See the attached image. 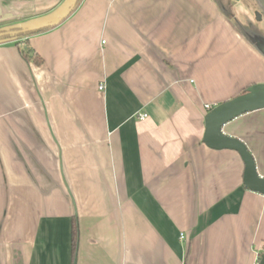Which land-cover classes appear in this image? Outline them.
<instances>
[{
  "label": "crops",
  "instance_id": "1",
  "mask_svg": "<svg viewBox=\"0 0 264 264\" xmlns=\"http://www.w3.org/2000/svg\"><path fill=\"white\" fill-rule=\"evenodd\" d=\"M66 1L0 0V28ZM232 2L80 0L0 40V264L258 263L264 195L202 140L205 105L264 82ZM222 129L264 177V108Z\"/></svg>",
  "mask_w": 264,
  "mask_h": 264
},
{
  "label": "water",
  "instance_id": "2",
  "mask_svg": "<svg viewBox=\"0 0 264 264\" xmlns=\"http://www.w3.org/2000/svg\"><path fill=\"white\" fill-rule=\"evenodd\" d=\"M79 0H67L66 3L58 9L52 16L37 18L0 28V38L7 35L15 36L27 32H35L40 29L53 27L58 24L77 5ZM264 11V0H257ZM259 18V15H257ZM246 34V33H245ZM248 36V35H247ZM251 39V37H250ZM263 41V43H260ZM252 43L264 54V37L251 40ZM264 108V82H257L245 88L239 95L232 97L212 108L206 113L203 143L209 148L217 150L232 149L235 150L244 162L243 184L254 192L264 195V177L256 172L255 160L249 152L246 144L237 138L223 133V125L240 116L241 114L252 112ZM257 264H264V252L260 255Z\"/></svg>",
  "mask_w": 264,
  "mask_h": 264
},
{
  "label": "rangeland",
  "instance_id": "3",
  "mask_svg": "<svg viewBox=\"0 0 264 264\" xmlns=\"http://www.w3.org/2000/svg\"><path fill=\"white\" fill-rule=\"evenodd\" d=\"M234 6H236L235 9V15L236 18L240 19L243 22H251L252 25H247L245 28H243V31H245L246 35H248L249 37H251V40L253 41V39H259L262 38L264 36V11L261 7V5H259V3L255 0V2L253 0H232ZM232 12V11H231ZM258 12L261 15V21H257L255 20V13ZM233 14V13H232ZM13 24H11V22L2 25L1 28L7 27V26H11ZM259 40H256V42ZM260 42V41H259ZM260 43H263V41H261Z\"/></svg>",
  "mask_w": 264,
  "mask_h": 264
},
{
  "label": "trees",
  "instance_id": "4",
  "mask_svg": "<svg viewBox=\"0 0 264 264\" xmlns=\"http://www.w3.org/2000/svg\"><path fill=\"white\" fill-rule=\"evenodd\" d=\"M80 1V0H79ZM78 1V2H79ZM43 29H40L38 31H41ZM38 31H35V32H27V33H22L20 35H15V36H10V35H7L6 37H1L0 40H7V39H19V38H22V36H27V35H30V34H34V33H38ZM18 44V43H17ZM25 57L29 58V56H27V53L24 52L23 53ZM30 58L33 59V61L36 63V64H39L41 62V58L40 57H37L35 54L31 55ZM78 227L77 225H74L73 226V231H72V241H73V252L76 248V245H77V241H76V236H77V233H78Z\"/></svg>",
  "mask_w": 264,
  "mask_h": 264
},
{
  "label": "built area",
  "instance_id": "5",
  "mask_svg": "<svg viewBox=\"0 0 264 264\" xmlns=\"http://www.w3.org/2000/svg\"><path fill=\"white\" fill-rule=\"evenodd\" d=\"M103 86L100 87V89L102 88ZM211 108L210 105H205V109L207 111H209V109ZM138 116H140L141 119H145L147 117L146 113H140ZM180 238H182V235H180Z\"/></svg>",
  "mask_w": 264,
  "mask_h": 264
}]
</instances>
